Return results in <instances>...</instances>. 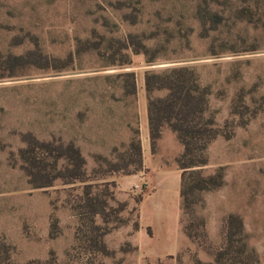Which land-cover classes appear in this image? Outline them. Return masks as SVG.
Wrapping results in <instances>:
<instances>
[{
	"label": "rangeland",
	"instance_id": "obj_1",
	"mask_svg": "<svg viewBox=\"0 0 264 264\" xmlns=\"http://www.w3.org/2000/svg\"><path fill=\"white\" fill-rule=\"evenodd\" d=\"M178 66L219 130L185 210L183 146L143 126L145 72ZM25 132L72 142L87 179L33 184ZM235 261L264 264V0H0V264Z\"/></svg>",
	"mask_w": 264,
	"mask_h": 264
},
{
	"label": "trees",
	"instance_id": "obj_2",
	"mask_svg": "<svg viewBox=\"0 0 264 264\" xmlns=\"http://www.w3.org/2000/svg\"><path fill=\"white\" fill-rule=\"evenodd\" d=\"M135 52L139 51L136 49ZM23 57L16 56V59ZM151 60L153 59H148ZM144 86L151 148H155L164 126L175 133L183 146L176 161L182 169L181 196L182 208L185 210L184 176L190 168L206 163L205 149L219 133L213 116L207 113V90L199 87L194 71L187 66L171 67L162 73L146 71ZM159 89H165L167 93L161 97L152 96V91ZM21 136L26 141V147L19 150V155L27 162L29 175L33 180H38L33 181V184L49 186L56 179L65 183L84 182L87 179L84 170L85 158L72 142L40 141L31 132H25ZM142 167L141 160H138V169ZM211 178L212 176L207 177ZM234 224L241 232L242 221L237 215L230 214L226 220L227 251L233 242ZM183 231L191 241L197 240L189 225L183 226ZM223 254L224 252L219 250L215 257L220 260ZM236 262L232 264H237Z\"/></svg>",
	"mask_w": 264,
	"mask_h": 264
},
{
	"label": "crops",
	"instance_id": "obj_3",
	"mask_svg": "<svg viewBox=\"0 0 264 264\" xmlns=\"http://www.w3.org/2000/svg\"><path fill=\"white\" fill-rule=\"evenodd\" d=\"M143 126H144L145 139L147 140L148 138V119H147V108H146L145 103H143ZM161 137H163V135ZM145 148L146 149L148 148V143H146Z\"/></svg>",
	"mask_w": 264,
	"mask_h": 264
}]
</instances>
